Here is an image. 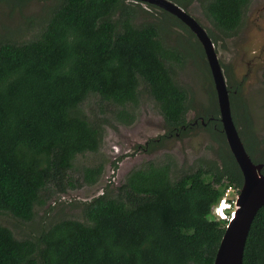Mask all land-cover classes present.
I'll use <instances>...</instances> for the list:
<instances>
[{
	"label": "trees",
	"instance_id": "obj_1",
	"mask_svg": "<svg viewBox=\"0 0 264 264\" xmlns=\"http://www.w3.org/2000/svg\"><path fill=\"white\" fill-rule=\"evenodd\" d=\"M6 1L21 7L33 0ZM174 1L186 8L194 0ZM250 2L207 0L203 10L230 38L241 28ZM143 4L159 8L135 0H54L33 37H0V264H214L226 222L216 220L212 209L227 186L242 187L243 173L223 132L214 85V105L188 121L192 95L176 70L185 56L168 42L165 25L143 16L150 12ZM160 9L164 21L188 32L186 39L204 61L212 85L196 35ZM207 31L216 44L219 36ZM222 66L246 149L255 162L264 163V138L253 131L248 107L241 104L242 82L233 80L229 65ZM145 92L166 127L145 150L202 127L219 144L216 157L187 170L178 169L173 158L150 160L115 190L107 186L78 201L80 218L54 216L20 233L4 223L1 215L33 223L37 207L57 194L96 184L103 163L85 167L83 182H77L70 175L77 156L100 150L110 113L133 124ZM95 98L116 108L100 105L99 114H89L86 107ZM121 158L114 160L115 169ZM243 264H264V206L252 223Z\"/></svg>",
	"mask_w": 264,
	"mask_h": 264
},
{
	"label": "rangeland",
	"instance_id": "obj_2",
	"mask_svg": "<svg viewBox=\"0 0 264 264\" xmlns=\"http://www.w3.org/2000/svg\"><path fill=\"white\" fill-rule=\"evenodd\" d=\"M174 1V0H173ZM54 0H33L26 6L12 7L6 1H0V37L12 35L13 39L26 40L33 37L41 28V21L48 7ZM207 0H194L184 7L207 30L214 31L219 37L216 43L221 63L229 65L234 73V81L242 82L241 104L246 103L252 121V129L260 138H264V0H251L244 21L235 36L225 38L208 19L203 10ZM179 4V3H178ZM146 16L150 20L161 22L167 27L168 42L182 51L185 61L176 66L179 83L186 86L192 95V106L187 115L192 122L199 112L214 105L211 94L209 73L204 61L197 57L187 38V31L172 21H164L160 8L148 7ZM191 39H194L191 37ZM195 56H194V55ZM224 73H225V68ZM212 76V75H211ZM226 76V75H225ZM227 82L228 77L226 76ZM144 88V87H143ZM86 110L89 114H99L100 105L106 109H115L110 103H103L99 98L90 100ZM136 120L131 125L118 121L109 114V123L105 125V139L98 152L78 155L74 168L70 172L72 179L83 182V170L87 166L103 163L104 173L94 185L84 184L69 189L50 199L44 206L36 209L35 221L19 223L12 216L1 215L6 225L13 227L17 233L28 231L54 216L81 217L78 201L90 200L109 189H116L126 175L150 160H174L180 170L195 168L200 162L216 157L219 144L204 128L199 127L184 137H171L161 147L150 151L143 147L149 140L156 139L166 132L163 116L154 100L145 92L135 108ZM237 125V117L233 116ZM197 121H193L196 124ZM245 122L243 126H246ZM118 157L119 167L113 162Z\"/></svg>",
	"mask_w": 264,
	"mask_h": 264
},
{
	"label": "water",
	"instance_id": "obj_3",
	"mask_svg": "<svg viewBox=\"0 0 264 264\" xmlns=\"http://www.w3.org/2000/svg\"><path fill=\"white\" fill-rule=\"evenodd\" d=\"M149 3L175 15L200 41L212 74L223 132L244 177L236 199V209L218 248L214 264H243L244 251L252 223L264 206V163L255 162L246 149L235 123L230 90L216 44L207 29L173 0H135Z\"/></svg>",
	"mask_w": 264,
	"mask_h": 264
},
{
	"label": "built area",
	"instance_id": "obj_4",
	"mask_svg": "<svg viewBox=\"0 0 264 264\" xmlns=\"http://www.w3.org/2000/svg\"><path fill=\"white\" fill-rule=\"evenodd\" d=\"M239 188L229 185L225 189L220 201L213 207L212 214L216 220H223L228 224L236 209V199Z\"/></svg>",
	"mask_w": 264,
	"mask_h": 264
},
{
	"label": "clouds",
	"instance_id": "obj_5",
	"mask_svg": "<svg viewBox=\"0 0 264 264\" xmlns=\"http://www.w3.org/2000/svg\"><path fill=\"white\" fill-rule=\"evenodd\" d=\"M213 215V214H212ZM214 217V216H213ZM227 225V224H226Z\"/></svg>",
	"mask_w": 264,
	"mask_h": 264
}]
</instances>
